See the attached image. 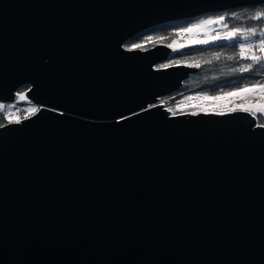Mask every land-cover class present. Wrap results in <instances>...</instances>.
Segmentation results:
<instances>
[{"label":"water","instance_id":"obj_1","mask_svg":"<svg viewBox=\"0 0 264 264\" xmlns=\"http://www.w3.org/2000/svg\"><path fill=\"white\" fill-rule=\"evenodd\" d=\"M264 0H0V264H264V127L172 113L198 70L127 48L168 21Z\"/></svg>","mask_w":264,"mask_h":264},{"label":"trees","instance_id":"obj_2","mask_svg":"<svg viewBox=\"0 0 264 264\" xmlns=\"http://www.w3.org/2000/svg\"><path fill=\"white\" fill-rule=\"evenodd\" d=\"M261 11H264V3L218 11L226 15L225 23L229 28L241 30L233 40L193 44L176 49L173 50L167 60L158 64V66H163L185 63L198 66V70L184 80L178 91L162 99L164 101L167 100L165 105L171 112L181 113L191 110L186 109L183 105L194 90H199L209 95H219L233 93L238 89L243 91L251 89L258 84H264V63L258 64L251 60L253 54L264 57V53L260 51L259 47V40L264 39V18L255 19L256 14ZM194 18L196 17L183 18L151 26L126 40L125 45L147 42L150 38L160 39V42L155 44H169L170 40L179 35L183 27ZM249 28H255L257 35L246 38L244 33ZM243 42L253 44L255 46L253 51L241 55L240 44ZM217 53H219V58H216L215 54ZM249 64H252L251 68H248ZM29 88V84L22 85L18 92H26ZM248 96L256 98L252 94ZM19 99L10 105L2 104L5 106H0L2 109L6 108L5 111L0 112V126L29 116V114L25 113L29 109L26 106L28 103L20 102ZM11 113L18 116V118H13L12 120L10 117ZM254 113L257 116L258 124L264 125V112L254 111Z\"/></svg>","mask_w":264,"mask_h":264},{"label":"rangeland","instance_id":"obj_3","mask_svg":"<svg viewBox=\"0 0 264 264\" xmlns=\"http://www.w3.org/2000/svg\"><path fill=\"white\" fill-rule=\"evenodd\" d=\"M220 17H224V19H220ZM225 17L226 15L224 13L213 12L210 14H206L204 16H199V17L194 18L193 20H191L188 24H186L183 27V29H191L190 31H187V32H189L192 35V37L188 39H182V36L180 34L176 35L173 39L170 40L169 42L170 46L173 48V50H176V49L184 48L186 46L193 45V44H203V43H194V41H198V40H207L208 43L226 40V39H220V40L213 39V37L218 36V35L220 37H224L225 34L232 32L234 30L232 28H229L226 25ZM193 26H196V27H193ZM156 42H160V39L150 38L147 42H139V43H135L132 45H139V47L137 48L145 49V48L156 45L155 44ZM243 44H249V43L243 42ZM132 45H129V46L125 45V47L132 48ZM246 90H249V89H246ZM26 92H21V93L18 92L19 98H20L19 100L20 102L28 103L26 104V106L29 109L25 113H27V115L29 114L30 116L36 113L39 110L40 106H37L35 103H33V101L27 96ZM242 93L247 94L248 92L246 93L242 92ZM259 96L262 97L263 95L260 93ZM2 104L6 105V102L0 101V106H5ZM262 104L264 103H259V102L245 103L243 104V108L246 107V108H249V110H254L255 112H261L258 110V106ZM7 105H10V104L8 103ZM11 114H10V117L12 118V120L13 118H18V116H15L13 113Z\"/></svg>","mask_w":264,"mask_h":264},{"label":"built area","instance_id":"obj_4","mask_svg":"<svg viewBox=\"0 0 264 264\" xmlns=\"http://www.w3.org/2000/svg\"><path fill=\"white\" fill-rule=\"evenodd\" d=\"M180 35L182 36V39H188L192 37V35L187 31H181ZM261 86H264V84H258L257 86L249 89V90H243V91H236L232 93H225V94H219V95H209L205 92L194 90L191 92L189 98L183 105L188 112L192 113H198V112H211V113H229L233 112L230 111V109L235 108L236 110L243 109V104L245 103H264V94L261 93ZM242 92L247 94H243ZM262 94L263 96L260 97L259 94ZM252 94L255 97H249L248 95ZM220 96V99H215V97ZM163 99V98H162ZM161 102L165 103L167 100H162ZM3 102V101H2ZM14 102H10L9 104H12ZM6 104H8L6 102ZM168 108V107H167ZM169 109V108H168ZM5 111L6 108L2 109L0 108V112ZM254 113V111L249 110ZM186 112V111H185ZM173 113V112H172Z\"/></svg>","mask_w":264,"mask_h":264},{"label":"snow or ice","instance_id":"obj_5","mask_svg":"<svg viewBox=\"0 0 264 264\" xmlns=\"http://www.w3.org/2000/svg\"><path fill=\"white\" fill-rule=\"evenodd\" d=\"M261 18H264V11H261V12L256 14L255 19H261ZM220 19H224V17H220ZM193 27H196V26H193ZM190 30L191 29H182V31H190ZM240 31H241L240 29H234L232 32H229V33L225 34L224 37H220L218 35V36L213 37V39H215V40H220V39L233 40L236 37L237 33L240 32ZM244 35H245L246 38L248 36H256L257 35V30L255 28H249V29L246 30ZM194 43L207 44L208 41L207 40H198V41H194ZM137 47H139V45H132V48H137ZM254 47L255 46L253 44H243V43L240 44L241 55H245L246 52L253 51ZM259 47H260V51L262 53H264V39H260L259 40ZM215 55H216V58H219V53H217ZM251 60L256 62V63H258V64L259 63H264V57L257 56L255 54H253L251 56ZM176 63H179V62H176ZM162 67H167V65H163ZM251 67H252V64H249L248 68H251ZM236 91H242V90L238 89ZM261 93L264 94V86H261ZM232 94H234V93H232ZM220 98H221L220 96L215 97V99H220ZM241 107H243V106H241ZM243 110L244 111H249V108L245 107V108H243ZM258 110L261 111V112H264V104L258 106ZM230 111H236V109L233 108V109H230ZM262 127H264V125H262Z\"/></svg>","mask_w":264,"mask_h":264}]
</instances>
